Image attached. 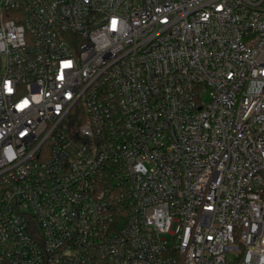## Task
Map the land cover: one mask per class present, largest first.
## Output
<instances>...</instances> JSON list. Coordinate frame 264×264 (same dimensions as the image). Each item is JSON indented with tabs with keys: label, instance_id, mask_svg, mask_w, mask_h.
Masks as SVG:
<instances>
[{
	"label": "built area",
	"instance_id": "built-area-1",
	"mask_svg": "<svg viewBox=\"0 0 264 264\" xmlns=\"http://www.w3.org/2000/svg\"><path fill=\"white\" fill-rule=\"evenodd\" d=\"M0 264H264V0H0Z\"/></svg>",
	"mask_w": 264,
	"mask_h": 264
},
{
	"label": "rangeland",
	"instance_id": "rangeland-1",
	"mask_svg": "<svg viewBox=\"0 0 264 264\" xmlns=\"http://www.w3.org/2000/svg\"><path fill=\"white\" fill-rule=\"evenodd\" d=\"M137 3H140L141 2V0H135Z\"/></svg>",
	"mask_w": 264,
	"mask_h": 264
}]
</instances>
